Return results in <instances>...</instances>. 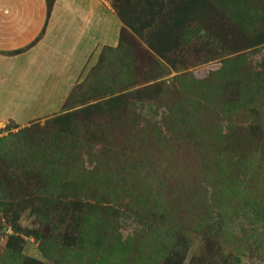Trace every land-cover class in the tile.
Segmentation results:
<instances>
[{"label":"rangeland","instance_id":"obj_1","mask_svg":"<svg viewBox=\"0 0 264 264\" xmlns=\"http://www.w3.org/2000/svg\"><path fill=\"white\" fill-rule=\"evenodd\" d=\"M105 2L120 45L0 126V264H264V0Z\"/></svg>","mask_w":264,"mask_h":264},{"label":"crops","instance_id":"obj_2","mask_svg":"<svg viewBox=\"0 0 264 264\" xmlns=\"http://www.w3.org/2000/svg\"><path fill=\"white\" fill-rule=\"evenodd\" d=\"M122 30L105 0H0V126L67 100Z\"/></svg>","mask_w":264,"mask_h":264},{"label":"trees","instance_id":"obj_3","mask_svg":"<svg viewBox=\"0 0 264 264\" xmlns=\"http://www.w3.org/2000/svg\"><path fill=\"white\" fill-rule=\"evenodd\" d=\"M140 11H143V10L141 9ZM140 20H141V18H140ZM6 140H7V138H1L0 143L4 144Z\"/></svg>","mask_w":264,"mask_h":264}]
</instances>
